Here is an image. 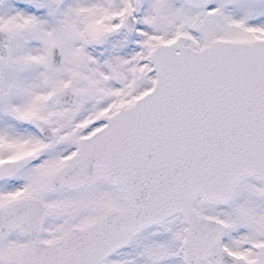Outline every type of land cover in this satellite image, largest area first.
<instances>
[{
	"label": "snow or ice",
	"instance_id": "obj_1",
	"mask_svg": "<svg viewBox=\"0 0 264 264\" xmlns=\"http://www.w3.org/2000/svg\"><path fill=\"white\" fill-rule=\"evenodd\" d=\"M0 264H264V0H0Z\"/></svg>",
	"mask_w": 264,
	"mask_h": 264
}]
</instances>
